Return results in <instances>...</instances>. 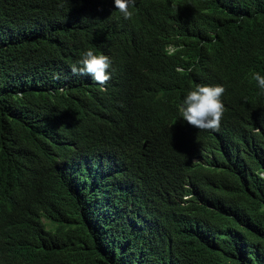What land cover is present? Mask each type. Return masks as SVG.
<instances>
[{"label": "trees", "instance_id": "1", "mask_svg": "<svg viewBox=\"0 0 264 264\" xmlns=\"http://www.w3.org/2000/svg\"><path fill=\"white\" fill-rule=\"evenodd\" d=\"M82 2L0 0V257L11 264H264V177L247 175L242 157L235 160L240 176L222 165L220 155L195 169L182 160L186 156L173 163L163 158L173 185L195 177L164 199L159 213L146 215L150 231L127 194L113 202L105 198L108 178L83 177L75 168L62 132L67 120L87 121L80 113L100 97L88 76L71 72L76 58L55 53L52 45L64 37L68 13L76 14ZM134 23L122 29L125 41L112 71L125 61V50L140 46L135 38L143 28ZM80 41L89 43L81 44L78 55L88 45H103L85 33ZM165 58L151 53L147 62L158 67ZM262 61H252L241 77L257 89L250 73L264 75ZM190 77L181 76L180 93ZM173 89L159 76L149 98L163 107L170 129L180 101ZM90 112L93 124L99 114ZM199 139L198 133L189 137L191 143ZM188 225L212 226L205 234Z\"/></svg>", "mask_w": 264, "mask_h": 264}, {"label": "clouds", "instance_id": "2", "mask_svg": "<svg viewBox=\"0 0 264 264\" xmlns=\"http://www.w3.org/2000/svg\"><path fill=\"white\" fill-rule=\"evenodd\" d=\"M68 16L53 50L76 58L71 72L88 76L100 99L80 113L87 121L67 120L61 140L83 177L110 180L108 201L127 194L125 200L138 204L150 231L146 215L159 213L164 199H173L174 190L195 177L173 185L163 158L173 163L186 156L182 160L195 169L220 155L222 165L233 166L231 173L240 176L235 160L242 157L247 175L264 177V75L250 73L258 89L241 79L256 58L264 62V0H83ZM132 20L143 28L135 38L140 46L125 50V61L112 71L111 61L125 41L122 29H131ZM82 33L103 45L76 54L89 43L80 41ZM157 52L167 58L154 67L147 56ZM185 73L192 77L180 93ZM159 76L180 97L171 129L163 107L149 101ZM89 111L99 114L93 124ZM194 133L202 139L191 143ZM188 226L208 234L212 225ZM0 264L11 263L0 257Z\"/></svg>", "mask_w": 264, "mask_h": 264}]
</instances>
